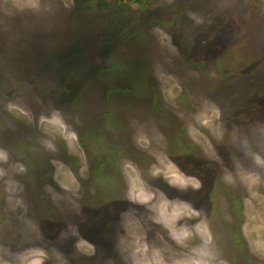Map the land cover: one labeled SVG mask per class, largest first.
Wrapping results in <instances>:
<instances>
[{"label": "rangeland", "instance_id": "obj_1", "mask_svg": "<svg viewBox=\"0 0 264 264\" xmlns=\"http://www.w3.org/2000/svg\"><path fill=\"white\" fill-rule=\"evenodd\" d=\"M0 264H264V0H0Z\"/></svg>", "mask_w": 264, "mask_h": 264}, {"label": "trees", "instance_id": "obj_2", "mask_svg": "<svg viewBox=\"0 0 264 264\" xmlns=\"http://www.w3.org/2000/svg\"><path fill=\"white\" fill-rule=\"evenodd\" d=\"M111 1V2H109ZM113 2H117V3H121V2H126L127 0H95L96 4L98 7H108L111 3ZM129 1V0H128ZM132 3L134 4H143L145 2H148L150 0H130Z\"/></svg>", "mask_w": 264, "mask_h": 264}]
</instances>
